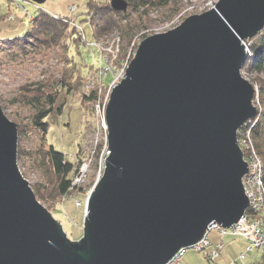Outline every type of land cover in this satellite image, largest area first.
<instances>
[{"label":"water","instance_id":"obj_1","mask_svg":"<svg viewBox=\"0 0 264 264\" xmlns=\"http://www.w3.org/2000/svg\"><path fill=\"white\" fill-rule=\"evenodd\" d=\"M263 26L264 0H218L139 43L106 105L109 154L78 240L20 172L0 107V264H166L209 226H233L249 206L237 132L257 112L242 41Z\"/></svg>","mask_w":264,"mask_h":264},{"label":"rangeland","instance_id":"obj_2","mask_svg":"<svg viewBox=\"0 0 264 264\" xmlns=\"http://www.w3.org/2000/svg\"><path fill=\"white\" fill-rule=\"evenodd\" d=\"M87 1L46 0L42 4H36L29 0H0V107L8 119L15 122L17 126L18 124L28 126L27 133L24 132L25 134L21 137L18 134L17 165L30 186L49 181L44 179L43 171L37 166L36 148L39 147V135L35 130H30L31 110L22 98L23 86L47 81L56 83L65 74V79L70 85L69 88L72 89L67 91L65 87L58 86L54 110L46 119L48 129L45 140L56 150L63 152L66 160L75 165L79 157H85L94 147V142L98 146H95L93 151L97 149L99 153L102 148L100 141L104 140V133L97 124V120L101 121V114L99 113L100 116H97L94 106V101L99 95L98 88L101 102H104L106 97L109 100L112 88L124 77L122 73L117 77L115 74H108L104 78H100L103 58L111 59L113 57L117 66L126 64V69L139 43L145 37L172 29L186 17L208 11L218 2V0H167L168 3L165 6L148 9L147 12L143 10L129 11V7H127L125 11H120L125 14L117 20L120 27H113L101 34H95L93 14L86 6ZM93 3L96 7L104 6L105 3L110 4V0H93ZM41 12L48 13L54 19L66 20L77 28V34L82 39V46L79 53H74L76 63H69L72 69L66 68V61H63L64 52L59 47L44 49L39 46H28L25 51H17L15 45H12L15 50L9 48V44L13 43L11 41L13 38L29 33L28 29L31 27L33 17ZM7 39L10 41H6ZM242 42L245 51L246 48L248 49L246 54L251 56L250 47L245 43V40ZM73 65L76 66L73 67ZM240 76L252 86L251 102L257 109V106L260 105L261 87L264 86V74L242 67ZM89 95L93 96L92 100H87L84 97ZM248 131L249 129L245 130V133H241L243 135L238 142L246 164L251 155L261 158L252 144ZM244 176L242 178L243 188ZM52 179L53 175H50L51 182ZM93 179L91 175L87 183L81 186L86 189L87 195L90 192ZM48 189L50 188L48 187ZM73 192L65 198L53 199L48 191L43 190L45 196L41 202L38 201L56 220L60 221L69 239L78 240L82 236L84 203L87 195L79 194L75 190ZM76 200L82 201L80 207L76 206ZM249 200L248 198V202ZM249 207L243 216L256 214ZM217 231V228L209 226L204 236L216 244L220 240ZM222 243L225 244V247L224 245L221 247V252L219 251L221 254L219 258L217 257L216 264H231L242 253L245 254V262L260 255L257 250H248V243L245 249V240L238 236L224 235ZM212 248L213 245L201 250H197L194 245L187 247L183 249V254L176 264H208L207 254ZM261 264H264L263 253Z\"/></svg>","mask_w":264,"mask_h":264},{"label":"trees","instance_id":"obj_3","mask_svg":"<svg viewBox=\"0 0 264 264\" xmlns=\"http://www.w3.org/2000/svg\"><path fill=\"white\" fill-rule=\"evenodd\" d=\"M125 1L127 2L129 11L143 10L144 12H147L148 9L165 6L168 3L167 0ZM103 5L96 7L93 0H88L86 4L88 10L93 14L92 20L95 24V34H101L106 30H111L113 27H120L117 20L119 17L125 15L119 10H114L108 3ZM33 18L31 27L28 29L29 33L13 38L11 40L13 43L9 44V48L14 49L13 46L15 45L17 51H25L28 49V46H39L44 49L59 47L64 52L63 61H66V68L72 69L69 63H76L74 61V53H79L80 47L82 46V39L77 34V28L74 25L72 26L68 21L54 19L45 12H41ZM6 41L10 40L7 39ZM245 43L250 47L251 56L246 54L243 68L264 74V26L257 35L245 39ZM66 80L64 74L56 83L47 81L22 87V98L31 110L30 130H35L39 135V147L36 148L37 166L43 171L44 179L49 181L40 185L36 184L35 186H31L40 202L45 196L43 195V190L48 191L50 197L53 199L65 198L71 192L69 188L71 186L70 176L74 169L73 163L66 160L63 152L56 150L53 145L47 143L45 140L48 129L46 119L54 110L58 86L65 87L67 91L72 89L71 87L69 88V82ZM84 97L87 100L93 99V96L90 97V95ZM256 110V115L247 120L245 125L238 130L237 139L240 142L241 133H245V130L249 129L252 143L263 160L262 184L264 186V86L261 87L260 105L257 106ZM17 127L20 137L29 130L28 126L18 124ZM48 173L53 175L52 182L50 181V175ZM48 183L50 184L49 186ZM75 191H78L79 194H83L84 196L87 195L84 187H79Z\"/></svg>","mask_w":264,"mask_h":264},{"label":"built area","instance_id":"obj_4","mask_svg":"<svg viewBox=\"0 0 264 264\" xmlns=\"http://www.w3.org/2000/svg\"><path fill=\"white\" fill-rule=\"evenodd\" d=\"M246 48V52H247ZM115 58H103V67L100 69V78H104L106 75H124V69L126 64L117 66L115 64ZM116 79V78H115ZM99 95L97 96L96 101H94V106L96 114L99 117L101 114V121L97 120L98 128H100L104 133V140L101 139V150L97 151L93 149L95 146H98L94 142V147L86 154L85 157H79L77 159V164H75L74 173L71 176V186L70 190L74 191L75 189L84 186L90 176L92 175L93 183L89 191L94 187V185L99 181L100 177L103 174L105 168V158L109 154L108 150V131L107 125L105 122V109L108 102L107 97L104 102H101L100 91L98 88ZM245 125V124H244ZM243 125V126H244ZM247 130V129H246ZM249 132V131H248ZM243 135V134H242ZM247 136V135H246ZM248 137V136H247ZM248 139V138H247ZM251 143V140L249 141ZM253 144V143H252ZM248 172L244 176V191L249 200V208L252 212H256L254 216L251 214H245L240 218L233 226L230 228H223L221 225L213 224L210 228H217L220 236L229 235V236H238L244 239L248 243L249 249H260L264 254V186L262 184V171H263V162L261 158L253 157L252 155L247 159ZM256 170V171H255ZM88 191V192H89ZM76 206L80 207L82 204L81 200L75 201ZM219 242V243H218ZM216 244H213V248L208 252V264H216V259L219 256V251L224 245L222 240H219ZM197 250L206 249L209 246H212L211 241L207 236H204L200 241L195 245ZM183 249H181L177 254H175L169 262L166 264H176L179 262ZM245 254H240L236 261L231 264H239L243 261Z\"/></svg>","mask_w":264,"mask_h":264},{"label":"crops","instance_id":"obj_5","mask_svg":"<svg viewBox=\"0 0 264 264\" xmlns=\"http://www.w3.org/2000/svg\"><path fill=\"white\" fill-rule=\"evenodd\" d=\"M218 232V231H217ZM218 235H219V239L220 240H222V236H220V234H219V232H218ZM233 237V236H232ZM235 237V236H234ZM210 239V238H209ZM233 239H236V238H233ZM211 240V239H210ZM233 241V240H232ZM245 243H246V246H245V249H246V247H247V242L245 241ZM211 244L213 245L214 243L211 241ZM224 247H225V244H224ZM223 247V248H224ZM222 248V249H223ZM254 250H257V251H259L260 252V255H258V256H255V257H253V259L252 260H249L248 262H245L246 260V257H245V259H244V262L242 261V262H239V264H261L262 263V252L260 251V250H258V249H253L252 251H254ZM245 251V250H244ZM221 252V251H220ZM246 253V252H245ZM221 254V253H220ZM219 254V255H220ZM218 258H219V256H218ZM218 260V259H217Z\"/></svg>","mask_w":264,"mask_h":264},{"label":"bare ground","instance_id":"obj_6","mask_svg":"<svg viewBox=\"0 0 264 264\" xmlns=\"http://www.w3.org/2000/svg\"><path fill=\"white\" fill-rule=\"evenodd\" d=\"M242 67H243V66H242ZM73 166H74V168H75V165H73ZM73 171H74V169H73ZM73 173H74V172H72V174H73ZM72 174H71V176H72ZM71 176H70V178H71ZM101 177H102V176H101ZM101 177H100V178H101ZM99 180H100V179H99ZM94 186H95V185H94ZM90 188H91V187H90ZM91 190H92V189H91ZM91 190H90V191H91ZM72 193H74V192L71 191L69 194H72ZM69 194H68V195H69Z\"/></svg>","mask_w":264,"mask_h":264}]
</instances>
